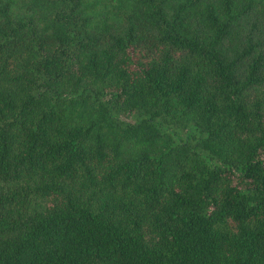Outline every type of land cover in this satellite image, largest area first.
<instances>
[{
	"label": "trees",
	"instance_id": "obj_1",
	"mask_svg": "<svg viewBox=\"0 0 264 264\" xmlns=\"http://www.w3.org/2000/svg\"><path fill=\"white\" fill-rule=\"evenodd\" d=\"M0 264H264V0H0Z\"/></svg>",
	"mask_w": 264,
	"mask_h": 264
}]
</instances>
